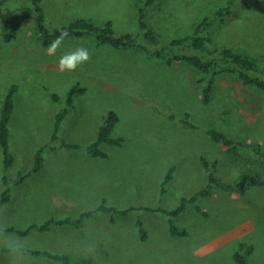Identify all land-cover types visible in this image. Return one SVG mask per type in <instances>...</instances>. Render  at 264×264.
<instances>
[{"label":"rangeland","instance_id":"obj_1","mask_svg":"<svg viewBox=\"0 0 264 264\" xmlns=\"http://www.w3.org/2000/svg\"><path fill=\"white\" fill-rule=\"evenodd\" d=\"M146 1L43 0L41 6L50 29L83 17L99 26L110 22L116 34L130 33L143 42L138 11ZM229 3L232 14L205 32L210 47H231L264 68V0H157L145 6V20L159 38L157 45L147 46L149 51L166 48L169 56L164 58L100 45L94 35L65 38L49 55L50 45L42 44L29 15L31 0H0V11L25 15L11 41L4 39L0 20V110L16 87L9 122L14 163L7 171L0 146V195L3 176L10 179V200L0 209V231L6 233L0 236V264H64L27 249L67 253L71 264H236L240 243L253 247L249 264H264V92L244 86L235 73H224L213 77L212 96L205 102L209 77L174 60L169 46ZM77 48L87 49L90 59L75 71L61 72L60 57ZM76 84L84 92L74 95L52 141L56 114L67 106V93ZM110 109L119 115L112 137L121 141L103 143L105 157H91L86 147ZM211 130L239 143L237 152L214 140ZM74 144L78 147L69 146ZM41 147V170L16 184L20 173L31 171ZM171 168L173 176L162 191ZM211 172L222 183L249 174L259 176L262 184H249L244 194L215 187L197 204L188 202L207 185ZM183 199L181 213L171 217L164 212ZM101 204L118 212L96 211ZM87 211L95 212L79 225L53 224L24 236L5 231L26 230L50 218L76 219ZM138 218L144 222L145 240L138 235ZM170 222L187 234H171ZM7 241L22 244L24 255L10 254Z\"/></svg>","mask_w":264,"mask_h":264},{"label":"trees","instance_id":"obj_2","mask_svg":"<svg viewBox=\"0 0 264 264\" xmlns=\"http://www.w3.org/2000/svg\"><path fill=\"white\" fill-rule=\"evenodd\" d=\"M43 0H31V12L30 17L34 20L38 35L44 46H49L55 37L59 36L62 31L66 30L68 35L65 38L76 37L82 38L90 35H94L97 42L100 45L108 44L114 48L118 49H139L141 51L151 53L157 57H167L169 53L166 48L156 49L154 51H149L147 44H158L159 38L154 31V29L149 26L148 22L145 20L146 12L145 6H150L157 0H147L144 6L139 8L138 11V24L140 32L138 37L142 39L143 42H137V37L132 36L130 33H125L118 35L112 27L110 22L105 23L102 26L96 25L94 22L87 18H76L70 21L67 25H63L59 28L50 29L46 24L45 12L41 6ZM232 14V3H229L223 7L217 8L214 12L213 17L205 16L195 27L193 33L177 37L169 42L170 47H174L172 52V57L174 60L185 61L186 63L192 65L200 72L209 77L204 89L203 97L205 102H209L213 92V77L224 74V73H235L241 82L246 87L257 88L264 92V68L259 64L258 60L252 56L244 54L237 51L231 47H221V48H211V38L205 34L216 22H225L227 16ZM0 20L5 29L4 39L6 41H11L16 38L22 24L25 21V15L12 12L10 10L0 11ZM64 38V39H65ZM167 52V53H166ZM16 91V87H11L7 95L2 101L0 110V146L3 152V163L4 170L7 171L12 167L14 163V156L10 152L9 146V122L13 113V96ZM84 89L79 85H73L66 96L67 106L62 108L55 117L53 133L51 140L55 141L61 130L62 122L65 116L73 107V98L77 93H83ZM54 100L58 99L56 94H52ZM119 121V115L115 110L110 109L107 112L103 123L98 128L96 139L86 147V152L89 156L105 157V152L101 149L103 143L107 144H118L121 139L112 137V132ZM211 137L223 143L228 147L229 151L237 152L238 144L232 139L228 138L225 134L218 132L216 130L210 131ZM70 147H78L77 144L69 145ZM44 147L38 148L35 156L31 171L27 174L20 173L18 180L15 183H21L31 172L37 173L41 170L44 157H43ZM202 163L206 169H210V163L202 159ZM173 168L169 169L163 182L162 191H165L166 184L171 180L173 176ZM10 179L7 175L2 178V183L4 189L0 195V209L10 200ZM261 185L262 181L259 176H252L249 174H243L235 183H222L219 182L216 176L211 172L208 176L207 185L199 190L197 194L192 196L188 202L195 203L199 201V198L204 196H209L215 187H226V188H237L240 193L244 194L247 186ZM187 199H183L181 204L171 210H165L169 216L174 217L184 210L185 203ZM197 208L199 206L196 205ZM96 211L104 213H116L118 212L113 207H108L101 204ZM95 211H87L80 215L76 219L65 218L62 220H55L50 218L46 220L43 224H32L26 230H18L13 227L5 229L6 232L16 233L18 235L24 236L31 229H38L40 231L46 230L53 224H74L79 225L85 217L91 216ZM121 213H126L122 211ZM138 235L142 240L147 238V232L144 226V222L138 218ZM170 232L173 235L185 236L187 231L185 229L179 228L174 223L170 222ZM253 250L252 246H246L244 243L239 244L238 250L234 254V261L236 264H249L248 255ZM29 254L35 256H45L53 261L62 262L64 264H71V257L67 253H52L47 250L39 249H27Z\"/></svg>","mask_w":264,"mask_h":264},{"label":"clouds","instance_id":"obj_3","mask_svg":"<svg viewBox=\"0 0 264 264\" xmlns=\"http://www.w3.org/2000/svg\"><path fill=\"white\" fill-rule=\"evenodd\" d=\"M68 35L66 30L62 31L61 34L52 41L48 48V54H55L56 49L63 43L64 38ZM90 59L89 52L85 48H77L75 51H71L63 54L58 61V69L63 72L67 71H75L78 66L83 63H86ZM6 233L4 231H0V236H5ZM5 247L8 249L9 253L16 256L21 257L25 253V249L22 244L18 241H7Z\"/></svg>","mask_w":264,"mask_h":264}]
</instances>
